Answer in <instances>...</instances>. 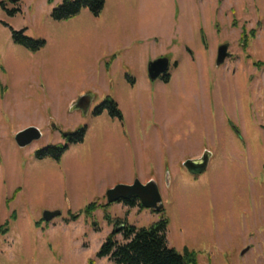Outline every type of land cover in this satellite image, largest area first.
<instances>
[{
  "label": "rangeland",
  "instance_id": "1",
  "mask_svg": "<svg viewBox=\"0 0 264 264\" xmlns=\"http://www.w3.org/2000/svg\"><path fill=\"white\" fill-rule=\"evenodd\" d=\"M1 1L18 12L0 7V264H114L96 253L117 220L140 228L164 217L167 245L197 264L264 261V0H105L98 16L81 9L60 21L51 13L62 0ZM21 30L43 45L16 44ZM112 34L123 35L124 56L108 92L113 80L94 76ZM223 44L229 56L216 66ZM158 58L169 61L168 82L148 77ZM85 94L89 112L70 115L68 102ZM107 99L123 127L92 113ZM50 117L65 132L85 129L59 161L33 152L64 144L58 128L42 127ZM28 125L44 129L20 148L14 137ZM135 142L132 173L155 179L161 213L104 207L107 189L129 183ZM204 150L207 170L190 175L184 160ZM91 202L100 207L86 215ZM45 210L61 214L44 222Z\"/></svg>",
  "mask_w": 264,
  "mask_h": 264
},
{
  "label": "trees",
  "instance_id": "2",
  "mask_svg": "<svg viewBox=\"0 0 264 264\" xmlns=\"http://www.w3.org/2000/svg\"><path fill=\"white\" fill-rule=\"evenodd\" d=\"M16 1L17 0H13L14 3H16ZM104 2L105 0H62L61 3L52 10L51 17L56 21L65 20L79 13L81 9H88L94 16H98L104 7ZM0 7L6 10L4 1L0 2ZM6 11L9 15H14L18 12V9L15 8L11 11ZM12 40L18 45L33 50H38L43 45V41H34L24 36L23 30L12 31ZM114 58L115 56H112L105 62V67L107 69L110 65L109 61H113ZM254 64L255 66H259L258 63ZM160 78L164 82H168L170 76L166 73ZM103 111H107L111 117L122 120L121 112L117 104L112 100L107 99L103 101L93 109L92 113L94 115H100ZM63 134V145L47 146L40 150L38 149L34 152L35 157L39 160L49 157L59 161L66 151L68 144L81 142L83 140L85 129L79 128L71 133H67L66 136H63ZM118 203H123L128 207H134V205L137 204L140 209H144L140 206L137 199L120 201ZM108 206H110V204L104 205V207ZM98 207L100 206L97 205V203L91 202L86 206V215L91 214ZM152 212L156 213L154 211ZM78 217V215H71L70 219L75 221ZM106 219L109 221L108 216H106ZM41 221L43 220L41 219ZM115 224L119 231L116 232V230H114L106 238L105 242L96 253V258H107L114 264H197L193 253L185 251L181 254L167 245L165 232L168 221L165 217L148 227L137 228L127 224L124 220H117ZM117 234L122 235L124 242H119L115 239Z\"/></svg>",
  "mask_w": 264,
  "mask_h": 264
},
{
  "label": "water",
  "instance_id": "3",
  "mask_svg": "<svg viewBox=\"0 0 264 264\" xmlns=\"http://www.w3.org/2000/svg\"><path fill=\"white\" fill-rule=\"evenodd\" d=\"M229 56L228 45L223 44L218 47L215 59V65L220 66L224 63L225 59ZM169 61L167 58H158L149 62L147 66L148 77L151 81H155L157 78L167 73ZM89 101L86 97H81L73 106L74 109H81L86 112ZM64 133L63 136H66ZM41 137L40 131L35 127H28L19 131L15 137V143L18 147L23 148L30 145L32 142L38 140ZM209 161V155L205 153L201 158L196 160H186L183 163V167L190 175H199L207 169ZM168 178V177H167ZM168 180V179H167ZM168 183V181H167ZM105 198L107 204H113L120 201H128L130 199H137L142 208L152 210L156 213H160L164 206L162 197L160 195L158 186L153 180L142 184L139 180H134L132 184H117L112 188H109L105 192ZM61 214L60 211L45 210L42 213V220L44 222H50L55 217ZM245 253L242 252V254Z\"/></svg>",
  "mask_w": 264,
  "mask_h": 264
},
{
  "label": "crops",
  "instance_id": "4",
  "mask_svg": "<svg viewBox=\"0 0 264 264\" xmlns=\"http://www.w3.org/2000/svg\"><path fill=\"white\" fill-rule=\"evenodd\" d=\"M105 45H106V47H107V50H108V53H107V56L105 57V56H102L101 58H100V61H101V64L99 63L100 61H98L97 63L98 64H100L101 65V72L100 73H98V74H96V75H99V77L98 76H94V81L96 82V81H101V82H103L104 84H105V86H107L108 85V80L111 78L112 80H113V77H114V75H115V73H117V72H119V65H120V60H121V58H122V56H124V50H123V45H122V42H123V35L122 34H112V35H108V36H105ZM110 56L112 57V56H115V58L113 59V61H109L110 62V65H109V68L107 69L106 67H105V62H107L108 60H109V58H110ZM169 81H170V79H169ZM110 84H111V86H112V89L111 88H106L107 89V91L108 92H111V91H114V87H115V82H114V80L113 81H110ZM134 83H132V85H133ZM116 94L117 95H119V91L117 90L116 91ZM82 97H86L87 98V100L89 101V104H88V108H87V110H86V112H82L80 109H74L73 108V104H75L81 97H76V98H74V99H71L69 102H68V105H67V111H68V113H70V115L71 114H74V113H78V115L80 116V114L81 113H87V112H89V110H90V108L93 106V99L88 95V94H85V95H82ZM107 98H110V97H107ZM69 115V114H68ZM123 119L124 118H122V120H120L119 121V125L121 126V127H123L124 126V121H123ZM52 127V126H55V127H52V128H58V130H57V134L58 135H61L60 134V132H65L66 130L65 129H60L61 127L60 126H58V124L56 123V121H55V119L53 118V117H50V119L46 122V124L45 125H43L42 127H44V128H49V127ZM58 126V127H57ZM27 127H35L36 128V125H28ZM27 127H25V128H27ZM44 128H41L40 127V129H38V127H37V129L41 132V130L42 129H44ZM23 130V129H22ZM67 130H70V127L68 128L67 127ZM21 131V130H20ZM19 132V131H18ZM123 133V132H122ZM130 135H131V133H130ZM132 140H133V138H132ZM135 144H136V146L135 147H133L134 148V151H135V158H134V162H129V160L127 159V161H126V164L127 165H125V167H128V169H129V173H125V177H124V179H125V181H127V182H129L128 184H132L133 182H134V180L136 179L135 177H139V175H136V174H134V173H132L133 172V170L132 169H134V168H138V165H139V157H140V150H139V148H138V143L137 142H135ZM36 151V149L33 151V152H35ZM205 153H207L208 155H209V161H208V165H207V168H208V166H209V162H210V160H211V157H212V154L208 151V150H204L202 153H200V156H198V157H195V158H188V159H185L184 160V162L186 161V160H195V159H199V158H201ZM183 162V163H184ZM207 170V169H206ZM104 172V171H103ZM152 177H148V178H145V180H144V182H142V183H147V182H149V181H151V180H153L154 182H156L155 181V179H151ZM138 179V178H137ZM112 182H114L115 180H113V178H111L110 179ZM139 180V179H138ZM141 182V181H140ZM115 183V182H114ZM128 184H125V185H128ZM156 184H157V182H156ZM115 186V185H114ZM114 186H112V187H114ZM106 188V187H105ZM111 188V187H110ZM108 190V189H107ZM106 190V191H107ZM105 191V192H106ZM246 241V240H245ZM243 245H249V244H247V241H246V243H244ZM259 264H264V261L262 260Z\"/></svg>",
  "mask_w": 264,
  "mask_h": 264
},
{
  "label": "flooded vegetation",
  "instance_id": "5",
  "mask_svg": "<svg viewBox=\"0 0 264 264\" xmlns=\"http://www.w3.org/2000/svg\"><path fill=\"white\" fill-rule=\"evenodd\" d=\"M80 110H81V109H80ZM81 111H82V110H81ZM82 112H83V111H82ZM65 133H71V132H65ZM62 134H63V133H62ZM62 134H61V135H62ZM61 137H62V136H61Z\"/></svg>",
  "mask_w": 264,
  "mask_h": 264
}]
</instances>
